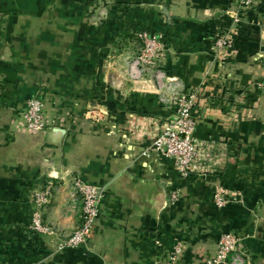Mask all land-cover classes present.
<instances>
[{"label":"crops","instance_id":"1","mask_svg":"<svg viewBox=\"0 0 264 264\" xmlns=\"http://www.w3.org/2000/svg\"><path fill=\"white\" fill-rule=\"evenodd\" d=\"M232 3L0 0V264H203L225 231L244 238L245 264H264V0L220 54L215 35ZM144 32L163 35L171 51L155 67L161 78L130 74ZM175 91L198 94L205 176L182 178L169 158L141 156ZM35 95L58 113L41 133L20 115ZM94 103L106 120L87 117ZM77 176L106 198L91 246L56 252L57 234L32 232L28 196L48 188L44 221L68 233L81 215ZM226 189L243 201L218 207L214 195ZM178 240L186 248L174 263Z\"/></svg>","mask_w":264,"mask_h":264},{"label":"built area","instance_id":"2","mask_svg":"<svg viewBox=\"0 0 264 264\" xmlns=\"http://www.w3.org/2000/svg\"><path fill=\"white\" fill-rule=\"evenodd\" d=\"M232 2L228 11L227 25L222 26L215 35L214 48L220 54L226 53L235 46L237 32L244 26L249 12L259 0H232ZM139 39L141 48L139 56L131 67V76L138 79L152 71L154 76L161 78L163 72L154 69L158 60L171 52L164 36L144 32L139 34ZM259 86L264 89V79ZM167 102L173 111L164 119L152 144L141 151V156L149 158L157 154L169 158L182 178L205 176L212 168L210 169L208 160L201 150V143L195 135L197 127L195 107L198 103V94L175 91L167 97ZM52 103L37 95L27 100L20 115L28 131L41 133L56 126L58 113L55 103ZM86 115L94 122H101L108 118V110L104 105L94 103L87 108ZM73 185L82 202V208L78 225L68 233L58 232L44 221L42 210L49 202L48 188H33L28 196L32 206L30 228L35 234H57L59 240L54 248L56 252L78 249L83 245L91 246L96 223L106 198L105 187L81 176L73 179ZM179 194L178 189L171 191L172 203L178 200ZM214 201L221 208L230 203L242 202L243 195L226 189L217 192ZM243 240L244 238L236 232H222L217 239L214 255L207 258L203 264H245L247 255ZM185 248L184 241H176L170 253V261L175 263Z\"/></svg>","mask_w":264,"mask_h":264},{"label":"rangeland","instance_id":"3","mask_svg":"<svg viewBox=\"0 0 264 264\" xmlns=\"http://www.w3.org/2000/svg\"><path fill=\"white\" fill-rule=\"evenodd\" d=\"M136 44H137V53L138 52H140V48H141V41L140 40H138V42H136ZM138 56H139V54H138ZM137 59V57L135 58V60ZM129 60H131V59H129ZM154 70H156V69H154ZM150 75H152V76H154V73L151 71V73H150Z\"/></svg>","mask_w":264,"mask_h":264}]
</instances>
